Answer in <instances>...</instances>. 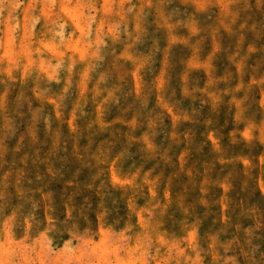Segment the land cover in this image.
Listing matches in <instances>:
<instances>
[{
  "label": "rangeland",
  "instance_id": "1",
  "mask_svg": "<svg viewBox=\"0 0 264 264\" xmlns=\"http://www.w3.org/2000/svg\"><path fill=\"white\" fill-rule=\"evenodd\" d=\"M0 264H264V0H0Z\"/></svg>",
  "mask_w": 264,
  "mask_h": 264
}]
</instances>
